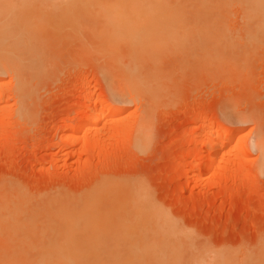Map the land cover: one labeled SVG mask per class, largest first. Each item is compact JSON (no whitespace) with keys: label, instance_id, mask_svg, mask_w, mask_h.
I'll list each match as a JSON object with an SVG mask.
<instances>
[{"label":"rangeland","instance_id":"374dc122","mask_svg":"<svg viewBox=\"0 0 264 264\" xmlns=\"http://www.w3.org/2000/svg\"><path fill=\"white\" fill-rule=\"evenodd\" d=\"M41 1L7 19L14 32L18 22L27 26L19 49L32 47L46 61L45 72L28 76L23 100L13 75L0 73V264H46L55 238L48 223L59 227L56 245L60 238L73 264H264V42L248 51L242 23L262 18L251 6L257 0H167L171 18H220L235 44L229 55L221 51L227 63L202 62L204 43L199 52L190 38L185 53L168 46L150 52L159 54L149 58L155 63L147 59L158 72L154 94L129 90L124 78L134 68L140 78L152 71L128 58L152 50L148 26L102 18L83 0ZM108 106L122 111L79 133L75 144L68 140L83 119ZM205 135L232 140L221 150ZM84 202L92 208L89 228L81 216L84 228L60 227L57 215H77Z\"/></svg>","mask_w":264,"mask_h":264},{"label":"bare ground","instance_id":"6f19581e","mask_svg":"<svg viewBox=\"0 0 264 264\" xmlns=\"http://www.w3.org/2000/svg\"><path fill=\"white\" fill-rule=\"evenodd\" d=\"M38 1L39 0H0V2H1V4H0V16L2 15V18H0V42H1V40L3 41V39L1 38V37H3L4 39H6V40H4L3 42H4V44L3 43H1L2 45H0V47L2 46L3 48H4V46H5V48L3 49V48H1L0 49V73L2 72H7L8 74H10L11 73V75H13V79H14V82H15V90H16V93L18 94L17 96H18V98L20 99V100H23V99H25V97L27 98V97H29L28 95L29 94H27L29 91H28V89H29V79H28V76L29 77H31L33 74H34V76H36V75H38V72L39 71H41V69L40 68H42V70H43V72H45L44 71V67L42 66L41 67V65H40V61L42 60V62L43 61H46L45 60V58H42L41 56L43 55H40L41 53H39L38 51L36 52V51H33L34 49L31 47L30 48V50L29 51H27L25 48H23L22 47V49H19V47L18 46H23V45H21V42H19V39H20V41H22L23 43L25 42V40H23L24 38H29L28 37V33H27V31H25V30H23V29H25L27 26L26 25H24V23H23V26L25 27H23L22 26V23H21V25H20V27H21V29H20V27L18 26L19 24V22L17 23V26L19 27V29H18V27L16 26L15 28L17 29V31H16V29L14 28V30L16 31V32H18L19 33V31H25L26 32V34L25 35H27V37H24L25 35H23L21 38H18V39H16L15 41L16 42H18V43H20V44H16V42L15 41H13L15 38H12L13 36L14 37H16V32H14L13 30H11V29H13L12 28V25H13V27H14V25H16V24H11L10 22H14V20L13 19H11V18H15L17 15H19L20 13L22 14V12H25L24 10L25 9H27L28 10V8H30L31 9V5L32 6H34V4L33 3H38ZM46 1V0H45ZM48 2L46 3L47 4V6H48V4L50 5V3H53L52 2V0H47ZM51 1V2H50ZM66 1V0H65ZM79 1H81V0H79ZM88 1V2H87ZM145 0H105V1H103V0H83V2H85V3H87V4H82L83 5V8L85 7L86 9H93L100 17H102V18H110V19H115V18H131L132 20H133V23H134V20L136 21L135 23H137L139 26L138 27H142V25H145V27H147L148 26V28H149V33H147L148 34V37H149V39L150 40H152L151 41V46H152V50H150L149 52H146V50H145V52H144V50H143V52L140 50V52H135V53H133V54H128V58H136V59H139L138 61H140V60H144V61H146L147 62V59L148 60H153V56H157V55H159V54H157V55H155V54H153V56H152V54L150 53V52H153V51H159L160 49H161V51H165V46H168V48H171L170 49V51H171V53H172V51H173V53H174V50L176 51V49H181V50H183V48L185 49L186 48V42L188 41L187 39H189L190 38V40H192L191 42H193V43H195V44H197L196 46H198V47H196L197 48V50L199 51V46H200V48H201V44H203L204 43V45H202L203 46V49L201 48V53H199V54H202V58L203 59H201V55H196L197 57L198 56H200V59L201 60H203L202 62H204V61H206V57H207V59L210 57V59H211V61L213 62V63H216L217 61H218V63L222 60V61H224L223 60V58H220L219 56H221V57H223V55H222V53L224 52V51H226V54L227 55H229L228 53H227V51H229L228 49L230 48V49H234V48H231V47H233V45L231 46V44H232V42H233V44H235L234 43V41H229V40H232V39H230V38H228V36L226 37V31H225V29H224V25H222V21L221 22H219L218 21V19H220V18H171V16H170V14H172V13H170V12H168L170 9L168 8V2H167V0H148V2L146 1V3L144 2ZM262 1L263 0H257L255 3H252V5L251 6H253V5H255V6H253V7H256L257 9H259L260 10V13L263 15L262 16V18H242V23L244 24L243 25V27H245V29L247 28V32H246V34H247V37L245 38V40H246V43H245V45H243V46H245V48L247 49L248 47L250 48V47H254L255 45H259V44H261V43H263L264 42V4H262ZM40 2H42L41 0H40ZM69 3V2H68ZM89 3V4H88ZM248 3H250L249 1H248ZM63 4H65V3H63ZM75 4V3H74ZM39 5V4H38ZM41 5V4H40ZM54 5V4H53ZM52 5V6H53ZM3 6V7H2ZM42 6V5H41ZM45 6V5H44ZM51 6V7H52ZM70 6V5H69ZM174 6H176V5H172V7H174ZM250 6V5H249ZM54 7V6H53ZM171 7V6H170ZM171 7V9H172V11L171 12H173L174 10V8H172ZM40 8V7H39ZM44 8V7H43ZM49 8H50V6H49ZM261 8V9H260ZM35 9V8H34ZM177 9H179V8H177ZM255 9V8H254ZM7 10V11H6ZM8 11L9 12H11L12 13V15H11V13H8ZM20 11V13L18 14V12ZM22 11V12H21ZM29 11V10H28ZM52 11V10H51ZM179 11V10H178ZM6 14H5V13ZM14 12L16 13L17 12V15L15 14V17H13V15H14ZM257 12V11H256ZM27 13V12H26ZM174 13V12H173ZM178 13V12H177ZM259 13V14H260ZM8 14V15H7ZM168 14H169V16H170V18L168 17ZM8 16V17H6V16ZM177 15V14H176ZM178 16V15H177ZM5 18V20H3L4 18ZM9 17H11L10 19H9V21L7 20ZM39 17V16H38ZM37 17V18H38ZM60 17V16H59ZM112 19V20H113ZM13 20V21H12ZM124 21H126L125 19H123ZM129 20V19H128ZM7 21V22H6ZM16 21H18L17 19H16ZM26 21V20H25ZM32 20H29V22H31ZM122 21V20H121ZM5 22L8 24V26H10L9 27V29H8V27L5 25ZM28 22V23H29ZM35 22V21H34ZM112 22V21H111ZM15 23V22H14ZM38 23V22H37ZM114 23V22H113ZM26 24H27V21H26ZM30 24V23H29ZM121 24H124V23H119V26L121 25ZM136 25V24H135ZM141 25V26H140ZM31 27H33L34 28V26H35V23H34V25L33 24H31L30 25ZM7 28V29H6ZM11 28V29H10ZM23 28V29H22ZM30 28V27H29ZM143 28V30L145 29L144 27H142ZM6 29V30H5ZM35 29V28H34ZM9 30H11L10 32H8ZM19 30V31H18ZM148 31V30H147ZM6 32V33H5ZM7 32H8V34H12V32H14V34L10 37V35H7ZM29 32V31H28ZM17 33V35H19V34H24V33H19L18 34ZM3 34H4V36H3ZM7 35V36H6ZM5 36H6V38H5ZM20 36V35H19ZM7 37H9V38H11L10 39V41H8V39L9 38H7ZM245 37V36H244ZM226 38H228V40L226 39ZM33 39V38H32ZM235 39V38H234ZM34 40V39H33ZM147 40H148V38H147ZM146 40V41H147ZM6 41H7V43H6ZM12 41H13V45L11 44L12 43ZM149 41V40H148ZM228 41V42H227ZM26 42H27V40H26ZM30 42V41H29ZM188 42H190V41H188ZM230 42V43H229ZM237 42V41H236ZM240 42V41H239ZM243 42H245L244 40H243ZM5 43H6V45H5ZM8 43H10L11 45L10 46H8V47H13L12 48V50H10V48H8L7 47V45H8ZM14 43H15V45H14ZM206 43H209V44H211V47H207V48H205L206 46H209V45H207ZM27 44H28V42H27ZM195 44H191L192 46H194ZM205 44H206V46H205ZM240 45H242V42L241 43H239ZM244 44V43H243ZM188 45H190V44H188ZM191 45H190V47H191ZM17 46V47H16ZM147 46H149V45H147ZM150 46V47H151ZM243 46H241L242 48H243ZM6 47H7V49H6ZM16 47V48H15ZM28 47V49H29V47L30 46H27ZM165 47V48H164ZM237 47V46H236ZM163 48V49H162ZM188 49H189V47H187ZM196 48H195V50H196ZM239 48H240V46H239ZM3 49V50H2ZM24 49V50H23ZM33 49V50H32ZM148 50H149V48H147ZM187 49V50H188ZM227 49V50H226ZM241 49V48H240ZM245 49V50H246ZM253 49V48H252ZM177 50V51H178ZM189 50H191V49H189ZM189 50H188V52H189ZM197 50H196V52H197ZM248 50V49H247ZM160 51V52H161ZM167 51H169V50H167ZM186 51V50H185ZM185 51L183 50V53H185ZM221 51H223V52H221ZM234 51V50H233ZM236 51H237V48H236ZM239 49H238V53H239ZM249 51V50H248ZM160 52H158V53H160ZM187 52V51H186ZM191 52V55H192V52H194L193 50H191L190 51ZM195 52V53H196ZM200 52V51H199ZM242 52H244V51H241V53ZM132 53V52H131ZM154 53V52H153ZM162 53V52H161ZM160 53V54H161ZM168 53H170V52H168ZM176 53V52H175ZM180 53H181V51H180ZM194 53V54H195ZM231 53V52H230ZM233 53V52H232ZM231 53V54H232ZM246 53V52H245ZM244 53V54H245ZM249 53V52H248ZM251 53V52H250ZM189 54V53H188ZM225 54V55H226ZM230 54V56H232ZM236 54H237V52H236ZM236 54H234V55H236ZM243 54V53H242ZM243 54V55H244ZM239 55V54H238ZM237 55V56H238ZM243 55H241V56H243ZM248 55V54H247ZM108 56V55H107ZM130 56V57H129ZM245 56V55H244ZM110 57H113V56H110ZM195 57V56H194ZM218 57L221 59L220 61H219V59H218ZM224 57H226V56H224ZM233 57V56H232ZM42 58V59H41ZM149 58H151V59H149ZM199 58V57H198ZM204 58H205V60H204ZM212 58H214V60H212ZM44 59V60H43ZM157 59V57L155 58V60ZM215 59H216V62H214L215 61ZM218 59V60H217ZM241 59V58H240ZM245 59V58H244ZM151 60V61H152ZM200 60V61H201ZM209 60V59H208ZM227 60H229V62L231 61L232 63H233V61L235 60V58H234V60L232 61L231 59H229V57H228V59ZM199 61V60H198ZM226 61V60H225ZM236 61V60H235ZM156 62H158V61H156ZM148 63V62H147ZM150 63V62H149ZM148 63V64H149ZM152 63H155V61L153 62L152 61ZM152 63H150V66L152 67ZM209 63H210V60H209ZM226 63H227V61H226ZM236 62H234L233 64H235ZM43 64V63H42ZM156 64H158V63H156ZM230 64V63H229ZM154 66H155V64H154ZM151 67L149 68V69H151ZM157 68V67H156ZM134 69H136V70H133L131 73H129L128 75H126L124 78H125V82L127 83V85H128V89L129 90H133V89H135V88H143V89H145V91L147 90L149 93H153L154 92V90L156 89V86H155V83L154 82H157V77H158V72L156 71H153L154 69H153V67H152V71L151 70H149V71H147L146 73H147V75H146V77L148 76V74H149V76L146 78V77H144V78H140L139 76H141V75H139L138 76V74H139V72L137 73V68H134ZM236 69V68H235ZM157 70L159 71V69L157 68ZM231 70V69H230ZM151 71V72H150ZM160 72V71H159ZM37 73V74H36ZM41 73H42V71H41ZM0 75H2V74H0ZM4 75V74H3ZM41 75V74H40ZM44 75V74H43ZM145 75V74H144ZM160 76V75H159ZM32 78H33V76H32ZM123 78V79H124ZM159 78V77H158ZM31 79V78H30ZM3 79H1V81H2ZM38 80V79H37ZM159 80V79H158ZM31 84V83H30ZM157 84H158V82H157ZM0 86H1V83H0ZM3 86V85H2ZM2 86H1V88H2ZM154 86H155V88H154ZM127 88V87H126ZM138 88V89H139ZM142 89V90H143ZM157 90V89H156ZM124 91H127V89L125 90L124 89ZM129 92V91H128ZM132 92H134V91H132ZM131 92V93H132ZM31 93V92H30ZM141 94L143 93V92H140ZM140 93H138L139 95H140ZM126 94V92L124 93V95ZM148 94V93H147ZM154 94V93H153ZM129 96V95H128ZM151 96V95H150ZM3 97H1L0 96V104H1V102H2V99ZM17 98V97H16ZM4 101V100H3ZM25 101V100H24ZM100 101V100H99ZM104 101V100H103ZM98 102V101H97ZM102 102V101H101ZM100 102V103H101ZM23 103V102H22ZM103 103V102H102ZM104 103H106L105 101H104ZM95 105V104H94ZM99 106V105H98ZM94 107H97V106H94ZM123 108H124V106H123ZM94 109V108H93ZM96 109V108H95ZM90 110V109H89ZM120 111H122L121 109L119 110L118 108L116 109V108H113V106L111 107V106H108V107H106V108H103V109H101L100 110V112L99 113H95L94 112V117H92V115L89 117V121H88V117H87V115H86V117L87 118H85V119H83L81 122H80V124L78 125V127L76 128V130H74L73 131V135H71L70 137H68L69 139L68 140H70L72 143H76V142H78L77 140H78V137H77V135L79 134V133H81V132H85V131H87V130H89L91 127H93V126H95L96 124H98V122H100L102 119H104V118H108V117H115V116H118L119 114H120ZM90 113V112H89ZM215 124V123H214ZM144 125V124H143ZM67 126H70V125H67ZM213 127L214 126H212V124H210V125H208V126H206V128L209 130L208 132H210V130L212 131V129H213ZM143 128H145V126H143ZM205 128V127H204ZM219 128V127H218ZM222 128V127H221ZM141 129L142 128H140L139 130L141 131ZM206 129V130H207ZM215 129V128H214ZM216 130V129H215ZM214 130V131H215ZM222 130H224V128L222 129ZM229 130V129H228ZM143 132H144V130H143ZM112 133V132H111ZM206 133V132H205ZM240 133H242L241 131H240ZM240 133H238V135L240 134ZM137 134V133H136ZM208 134V133H207ZM243 134V133H242ZM241 134V135H242ZM223 135V134H222ZM222 135H217L215 138H212L211 137V139L208 137V135H205L204 136V138L206 139V141L208 140V142L210 143V144H212V146H213V144H217V142H221V145L219 146V149L221 148V150L225 147V145H228V142L230 141V140H232V139H229V140H224L223 138H224V136H222ZM117 136V135H116ZM210 136V135H209ZM137 138V137H136ZM114 139V138H113ZM141 140H144V139H142L141 138ZM141 140H140V142H141ZM234 140V139H233ZM145 141V140H144ZM231 142V141H230ZM229 142V143H230ZM91 143V142H90ZM141 143H143V142H141ZM87 144V143H86ZM137 144V143H136ZM88 145V144H87ZM95 146V145H94ZM139 146H141V145H139ZM256 146V145H255ZM260 146V145H259ZM93 147V146H92ZM98 147V146H97ZM214 147H215V145H214ZM259 148H261V147H259ZM98 149V148H97ZM140 149V148H139ZM225 149V148H224ZM244 149V148H243ZM90 150V149H89ZM261 150V149H260ZM238 151H240V152H238V153H240V154H238V155H240L241 157H243V155H241L242 154V151H241V148L238 150ZM236 157H237V155H236ZM240 162V161H239ZM244 163V162H243ZM218 168H217V166H216V152H211V153H209V155H208V174H209V177H212V178H214V177H216V173H217V170ZM238 171H240V170H238ZM237 173V172H236ZM200 179V178H199ZM90 203V202H89ZM83 205L85 206V202L83 203ZM89 206H91L90 204L88 205V204H86V206L83 208V210L81 211V212H79L78 214H79V216H78V214L76 215L75 213V215H72V213L70 214L69 212H67L68 213V215L66 216V212H59V213H63V215L62 216H59V214L57 215V217L59 218V221H60V227H62L64 230H69V231H71V232H73L74 231V229H78V228H80V226L82 225L83 226V228L85 227V226H87V225H89L90 223L88 222L89 221V219H87V217H88V215H90L91 213H90V211H88L89 209H91L92 210V208L90 207L89 208ZM81 208V207H80ZM79 208V209H80ZM89 208V209H88ZM79 211V210H78ZM61 215V214H60ZM55 216V215H54ZM76 216H78L77 218H74V217H76ZM81 216V217H80ZM130 216V215H129ZM56 217V218H57ZM81 218V222H84V221H86V222H84L83 224H86L85 226L83 225V224H81V223H79V222H77V219H78V221H80V218ZM130 217H132V216H130ZM134 217H136V216H134ZM89 218V217H88ZM88 221H87V220ZM93 218H91V220H92ZM134 219V218H133ZM53 222V221H52ZM97 222V221H96ZM54 223H56V222H54ZM76 223H79V224H81V225H77ZM89 223V224H88ZM131 223V222H130ZM136 223H137V221H136ZM138 223H142L143 224V222L142 221H138ZM138 223L135 225V223H134V225L135 226H137L138 225ZM49 224V226L48 225H45V226H47L46 228H49L50 229V231H54V232H50V233H52V235L55 237V238H53L54 240L52 241V239H51V241H52V243H50L52 246H50V244H49V246H47L46 248H49L47 251L48 252H46V254H47V257L45 258V257H43L44 258V263H46V264H73V257L69 254V252H68V254L69 255H67L66 253V251H65V253H63L62 251H64V250H61L62 248H61V246H63L64 244H61V243H59V241H60V238L58 239L59 241H58V245H56L57 243H56V237H58L57 235V232H55V228L56 227H58L57 226V224H56V226H53V225H50V223H48ZM133 224V223H132ZM26 225V227L29 225V226H32V224L30 225V223H28V224H25ZM55 225V224H54ZM59 225V224H58ZM92 225V224H91ZM52 226V227H51ZM144 226V225H143ZM88 227V226H87ZM86 227V228H87ZM59 228V227H58ZM89 228V227H88ZM72 229H73V231H72ZM85 230V229H84ZM55 233V234H54ZM52 237V236H51ZM60 237V236H59ZM65 238H66V236H64ZM64 237L62 236V238L64 239ZM62 239V240H63ZM68 239V238H67ZM67 239H65L64 241H66ZM63 241V242H64ZM68 242V241H67ZM60 244V245H59ZM66 244V243H65ZM58 247H60V248H58ZM59 249V250H58ZM59 252L61 253V254H59ZM71 253V252H70ZM72 254V253H71ZM42 259V258H41ZM42 261V260H41ZM157 263L158 264H161L162 262H160L159 260L157 261Z\"/></svg>","mask_w":264,"mask_h":264}]
</instances>
